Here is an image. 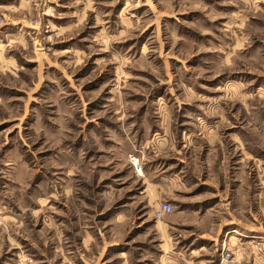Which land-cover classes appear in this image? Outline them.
I'll use <instances>...</instances> for the list:
<instances>
[{
    "label": "rangeland",
    "instance_id": "374dc122",
    "mask_svg": "<svg viewBox=\"0 0 264 264\" xmlns=\"http://www.w3.org/2000/svg\"><path fill=\"white\" fill-rule=\"evenodd\" d=\"M247 231L264 0H0V264H264Z\"/></svg>",
    "mask_w": 264,
    "mask_h": 264
},
{
    "label": "built area",
    "instance_id": "2783aa9c",
    "mask_svg": "<svg viewBox=\"0 0 264 264\" xmlns=\"http://www.w3.org/2000/svg\"><path fill=\"white\" fill-rule=\"evenodd\" d=\"M130 163L136 173L142 172V166L139 163V160L135 157H131ZM174 211V206L171 203L163 202L159 205L155 213V218L158 221H162L167 215L171 214Z\"/></svg>",
    "mask_w": 264,
    "mask_h": 264
},
{
    "label": "crops",
    "instance_id": "0c3cea01",
    "mask_svg": "<svg viewBox=\"0 0 264 264\" xmlns=\"http://www.w3.org/2000/svg\"><path fill=\"white\" fill-rule=\"evenodd\" d=\"M159 130V129H158ZM157 130V131H158ZM155 133H157V132H155ZM152 142L153 141H155L154 140V138H153V135H152V140H151ZM139 175L141 174V173H138ZM159 177L160 176H157V179H159ZM173 177V178H172ZM152 181L154 182L155 181V177H154V174H152ZM147 182H148V179H147ZM150 182V181H149ZM168 182L169 183H173V182H175V184H176V175L175 174H170V176L168 177ZM206 186H208V187H205V189H207V190H213V186H211V185H209V184H205ZM147 189H151L150 188V185H148V188ZM217 203V202H216ZM217 205V204H216ZM214 207V206H213ZM237 231H240V230H238V229H236L235 230V232H237ZM241 231H244V230H241ZM224 233H226V232H224ZM240 234V233H239ZM240 236H242L243 238H250V239H264V235H260V234H257V233H254V232H252V231H247L246 233H245V235H242V234H240Z\"/></svg>",
    "mask_w": 264,
    "mask_h": 264
}]
</instances>
